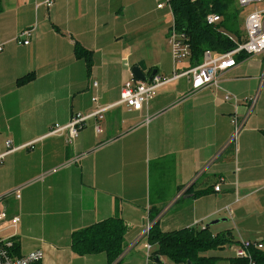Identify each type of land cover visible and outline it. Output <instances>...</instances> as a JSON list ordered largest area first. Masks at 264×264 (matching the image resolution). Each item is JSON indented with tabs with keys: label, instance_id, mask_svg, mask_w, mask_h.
Instances as JSON below:
<instances>
[{
	"label": "crops",
	"instance_id": "1",
	"mask_svg": "<svg viewBox=\"0 0 264 264\" xmlns=\"http://www.w3.org/2000/svg\"><path fill=\"white\" fill-rule=\"evenodd\" d=\"M237 4L243 37L249 14L242 17L247 6ZM253 4L264 9V1ZM1 7L0 212L7 219L0 222L8 223L0 233L8 234L0 240L13 236L16 257L40 251V264H105L104 254L73 253L71 234L110 217L126 226L122 264L166 259L146 257L141 234L149 223L163 232H229L237 244L221 253L225 258L241 242L264 241V83L231 143L234 103L224 99L236 98L244 115L243 101L257 92L264 71L263 54L239 60L220 75L218 87L191 93L189 78L180 77L157 89L141 111H128L119 104L120 90L138 80L133 66L144 73L145 61L155 63L144 74L154 70L167 79L192 68L190 60L173 65L166 50L174 23L169 4L1 0ZM26 29L29 44H18ZM78 48L90 54V69L77 58ZM164 56L170 63L161 64ZM99 109H106L103 119L87 120L71 143L66 130L54 133ZM13 216L19 219L16 234L9 225Z\"/></svg>",
	"mask_w": 264,
	"mask_h": 264
},
{
	"label": "trees",
	"instance_id": "2",
	"mask_svg": "<svg viewBox=\"0 0 264 264\" xmlns=\"http://www.w3.org/2000/svg\"><path fill=\"white\" fill-rule=\"evenodd\" d=\"M169 6L175 28L188 39L192 67L200 63L206 50L213 55L233 50L236 45L229 37H234L237 42L243 40L237 0H169ZM1 10L0 0V12ZM209 14L218 15L220 21L207 25L205 17ZM75 54L77 58H82L87 69H90V54L79 48L75 50ZM244 58V55H238L235 60L238 62ZM125 235L126 226L123 221L118 217H110L74 231L71 234L70 247L78 256L104 254L105 264H122V258L119 257L125 249ZM146 239L147 244L154 247L150 258L161 256L174 264H217L221 260L228 264H264V248L248 249L246 258L236 257L235 254L225 258L221 253L227 252L237 244L229 232L216 236L207 229L195 228L163 232L157 224H153ZM261 243L264 244V241ZM238 245L236 248L240 246ZM11 252L14 256L18 255L16 242L13 243Z\"/></svg>",
	"mask_w": 264,
	"mask_h": 264
},
{
	"label": "built area",
	"instance_id": "3",
	"mask_svg": "<svg viewBox=\"0 0 264 264\" xmlns=\"http://www.w3.org/2000/svg\"><path fill=\"white\" fill-rule=\"evenodd\" d=\"M263 1L264 0H238V3L240 6H248L250 4L261 3ZM164 2L166 4H169V0H164ZM50 5L51 2L47 1L46 6L49 7ZM163 5L164 4H159L158 8H162ZM219 21L220 17L215 14H209L205 17V22L207 25H214ZM244 32L245 36L240 42H237L233 38L229 37V39L236 45L233 50L219 55H213L212 52L206 50L205 52H203L202 61L198 65L186 71L174 73L171 79H167L158 74H155L151 80H147L145 82L135 80L133 78L126 81L122 85L120 90L119 104L125 105L128 111H141L143 107L156 95L157 89L180 77L189 78L191 93H196L209 87H218L220 75L224 71L234 67L237 64V61L235 60L236 56L244 55V57L248 58L259 54L264 55V9H254V11L246 17V20L244 22ZM168 33V41L173 65L180 64L185 60H190V47L188 44V39L185 37V35L177 31L174 23L172 24ZM30 35L31 29L24 30L17 37V43L28 45V38L30 37ZM1 51L2 46L0 45V52ZM263 83L264 71L261 75L257 92L253 96L243 101V104L246 105V112L242 116H240L237 112L239 101L228 94L224 96V99L226 101L233 100L234 103V113L231 118L233 132L230 137L229 143L235 142L240 132L244 129L248 118L257 103ZM105 110L106 109H99L85 116L77 115L72 118L71 122L66 127L57 126L54 133H60L66 130L67 142L71 143L77 137L78 131L83 127V124L87 120L93 118L97 121L102 120L103 112ZM148 121L149 118L146 119V122ZM95 131L97 133L100 132L99 126H95ZM6 146L10 148V142H7ZM2 157L3 155L0 156V159ZM187 188H189V186H186L184 188V191L187 190ZM214 189L215 191H219V186H215ZM16 196L17 198H19L17 192ZM180 196L181 194L178 195V197ZM3 219H7V215L5 212H0V221ZM9 220L10 228H12L14 233L16 234V229L19 222L18 216H13ZM152 225L150 223L147 224L141 236H147ZM256 242L257 241L241 242V245L234 249L235 256L246 258L248 257V249L264 248V244H262L261 242ZM13 243V236L0 240V264H33L41 261L43 255L40 251H36L21 257L14 256L11 252V250L13 249ZM145 246L147 249L146 257L149 258L151 246L149 244H146ZM125 253H122L119 259L123 258Z\"/></svg>",
	"mask_w": 264,
	"mask_h": 264
},
{
	"label": "rangeland",
	"instance_id": "4",
	"mask_svg": "<svg viewBox=\"0 0 264 264\" xmlns=\"http://www.w3.org/2000/svg\"><path fill=\"white\" fill-rule=\"evenodd\" d=\"M256 6H257V7H256ZM254 7H255V8H260V7H258V5H254V4L249 5V6L245 7V8H241V9H242V10H241V11H242L241 16L244 17V16H247L248 14H250L251 12H253V11H254ZM263 7H264V5H263ZM168 35H169V33H168ZM167 40H169L168 37H167ZM168 44H169V41H168ZM169 48H170V47H167L166 50L168 51ZM156 50H157V52H158L159 54H162V48H161V47H157ZM140 51H141L142 56H144V59L146 60V58H147V56H148V48H147V47H143V48L140 49ZM153 60H155V59H153ZM153 62H156V61H153ZM165 63H167V64L170 63L169 57L167 58V57L164 56V59L162 60L161 64L164 65ZM183 64H185V63L183 62L181 65H183ZM142 65H143V71H144V73L147 72V70L149 69L150 66H157V65H155V63H148V61H145V63H143ZM181 65H179V67H181ZM130 66H133V64L131 63ZM157 93H158V91H157ZM4 199H5V198L0 199V201H2V200H4ZM2 203H3V202H0L1 205H2ZM1 212H4V211H1ZM7 223H8L7 221L0 222V229L3 228L4 226H6ZM9 225H10V224H9ZM7 232H8L7 229L1 231V233H0V238L5 237V235L8 234ZM10 232H11V231H10ZM145 245H146V240H145L144 247H145ZM239 245H241V244L239 243ZM239 245H238V246H239ZM140 247H142V244L140 245ZM143 261H144V260H143ZM151 262H152V260H151ZM160 264H169V261H167V260L165 259V260L162 261ZM217 264H222V263L219 262V263H217Z\"/></svg>",
	"mask_w": 264,
	"mask_h": 264
},
{
	"label": "water",
	"instance_id": "5",
	"mask_svg": "<svg viewBox=\"0 0 264 264\" xmlns=\"http://www.w3.org/2000/svg\"><path fill=\"white\" fill-rule=\"evenodd\" d=\"M130 73L134 78L145 82L147 80H151L152 77L156 74V71L153 70L151 74L146 75L140 70L138 66H133L130 70Z\"/></svg>",
	"mask_w": 264,
	"mask_h": 264
}]
</instances>
